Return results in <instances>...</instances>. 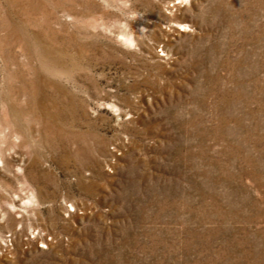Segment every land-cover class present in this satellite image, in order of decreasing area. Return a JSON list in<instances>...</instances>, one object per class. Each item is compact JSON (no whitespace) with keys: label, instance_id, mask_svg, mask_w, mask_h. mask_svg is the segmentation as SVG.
I'll use <instances>...</instances> for the list:
<instances>
[{"label":"rangeland","instance_id":"374dc122","mask_svg":"<svg viewBox=\"0 0 264 264\" xmlns=\"http://www.w3.org/2000/svg\"><path fill=\"white\" fill-rule=\"evenodd\" d=\"M0 264H264V0H0Z\"/></svg>","mask_w":264,"mask_h":264}]
</instances>
